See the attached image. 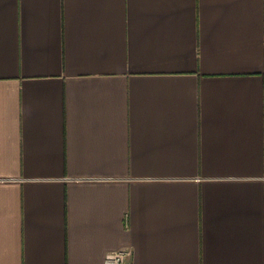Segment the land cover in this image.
<instances>
[{
  "label": "crops",
  "instance_id": "1",
  "mask_svg": "<svg viewBox=\"0 0 264 264\" xmlns=\"http://www.w3.org/2000/svg\"><path fill=\"white\" fill-rule=\"evenodd\" d=\"M264 264V0H0V264Z\"/></svg>",
  "mask_w": 264,
  "mask_h": 264
},
{
  "label": "built area",
  "instance_id": "2",
  "mask_svg": "<svg viewBox=\"0 0 264 264\" xmlns=\"http://www.w3.org/2000/svg\"><path fill=\"white\" fill-rule=\"evenodd\" d=\"M131 254L132 251L130 248L117 249L107 253L105 260L107 263L124 264L130 258Z\"/></svg>",
  "mask_w": 264,
  "mask_h": 264
}]
</instances>
